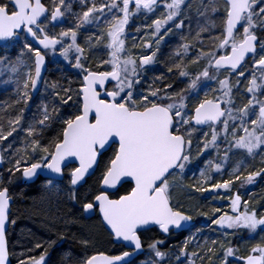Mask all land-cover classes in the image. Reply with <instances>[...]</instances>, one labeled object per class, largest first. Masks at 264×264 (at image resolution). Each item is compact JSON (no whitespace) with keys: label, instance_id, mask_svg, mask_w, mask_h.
Returning a JSON list of instances; mask_svg holds the SVG:
<instances>
[{"label":"snow or ice","instance_id":"1","mask_svg":"<svg viewBox=\"0 0 264 264\" xmlns=\"http://www.w3.org/2000/svg\"><path fill=\"white\" fill-rule=\"evenodd\" d=\"M78 6L80 11H74L72 0H0V49H18L14 56L0 55V77L7 76L2 83L14 86L11 102L0 108V164L5 165L0 171V264H12L14 255L7 236V225L16 223L10 220L8 185L41 174L48 191L79 206V217L98 215L108 243L119 249L100 250L93 238L73 233L81 250L66 253L63 264H136L135 257L145 251L142 233L154 231L164 238H150L149 259L139 264H166L171 259V249L162 250L166 238L192 227L190 210L174 202L177 189L187 192L189 200L193 193L215 199L224 190L230 201L229 211L197 212L220 230V237L200 243L196 237L202 229H196L174 253L177 264H196L197 259L201 264H264V210L232 191L236 182L251 185L264 177V0H79ZM161 6L164 11L144 25L150 32L139 43L133 37L129 48L131 18L141 13L150 18ZM66 20L71 26L56 31ZM90 26L97 31L79 43L81 30ZM175 31L182 42L169 57L166 73L149 78L161 41ZM136 48L142 51L134 53ZM48 51H58L78 79L65 78L66 86L43 79ZM94 51L105 55L96 59ZM173 78H184V87H174ZM42 79L47 95L26 118ZM205 81H215L218 88L200 98ZM197 131L200 137H194ZM221 138L227 144L222 155ZM213 149L217 158L205 160L194 182L185 183L194 159ZM234 149L252 160L260 155V167L241 159L223 179ZM97 170L95 186L81 192L86 177ZM245 231L249 240H259L238 255L230 237ZM193 244L198 250L189 251ZM46 256L47 249L18 264H46Z\"/></svg>","mask_w":264,"mask_h":264},{"label":"trees","instance_id":"2","mask_svg":"<svg viewBox=\"0 0 264 264\" xmlns=\"http://www.w3.org/2000/svg\"><path fill=\"white\" fill-rule=\"evenodd\" d=\"M44 2L46 3L47 0H44ZM72 2L73 10L80 11V8L78 6L79 0H72ZM193 2L195 3V0H193ZM163 11L164 9L161 6L157 9L155 15H151L150 18H146L143 13H141L139 16H134L131 18L129 25L126 28V44L129 48H131V45L133 43V37H136L135 42L139 43L140 38L144 37L146 32H150V30L146 29L144 25L150 24L151 20L155 19ZM71 23V20H66L56 29V31H59L60 27L67 28L71 26ZM138 27L140 28L139 32H137L136 30ZM192 28L193 30L196 29L195 16L192 21ZM96 31L97 28L95 26H90L86 30H81L78 36V42L83 44L86 37ZM183 32L184 34L188 33L187 21ZM180 35L181 33L179 31H175V34H169L166 40L161 42L160 52L158 53V61L153 66L154 71L148 74L149 78L154 75L166 73L167 67L171 63L169 57L174 54L179 44L182 42L180 40ZM204 39L205 44H207L208 41L206 35ZM141 51L142 50L140 48L133 49V52L137 54ZM193 51L194 50L189 51L188 58L192 56ZM16 52H18V49L8 51L7 53L4 49H0V55L9 54L14 56ZM91 55L94 58L98 59L100 56L105 55V53L103 51H94ZM46 59L47 73L45 79L47 81H59L61 84L66 86L67 80L65 78L72 79L74 81L78 79L75 75L76 70L72 69L69 66L68 62L59 55L58 51L56 54H52L51 51H48ZM223 78L224 77H221V79ZM4 79H7L6 75L0 77V108L4 106L5 101L11 102V99L14 97V86L3 84L2 81ZM232 79L233 83L235 84L236 77L233 76ZM171 82L175 83L176 78H173ZM244 83H246V81L241 83L240 88L244 87ZM146 87L147 85H145V88ZM213 88H218V84L215 81L203 82V84L201 85V90L199 91L200 98L203 97L204 92L210 91V89ZM45 95H47V93H45V85L43 83L40 93L36 97H33V100L30 101L29 107L25 112L26 118H31L32 113L36 111V104L39 103V101ZM11 114L15 115V112H12ZM205 129H207V127L204 128L203 131ZM198 132L201 133L200 131ZM20 135L23 136V133H21ZM108 154L110 155V152ZM260 159L261 156L259 155L255 160H253V162H246H250L253 168H259ZM199 161L200 166L202 160ZM4 167L5 165L2 164L0 171H3ZM19 175L20 174L17 173V176ZM98 176L99 170H97L94 175L86 180L87 183H85L84 186L80 189L81 192H84L89 187L95 186ZM227 178L228 177H224L223 179ZM64 183L66 184V181ZM45 185L46 180H42L40 178L29 184H24L22 179H17L12 184L8 185L10 194L13 197L10 220L14 219L16 221L14 225L10 223V227L7 232L9 249L10 252L14 253V255L10 256L12 264H18L19 259H27L28 256L39 257V255L42 254L45 249H47L46 264H63V257L66 253H78L81 250L80 245L76 242V240L71 239L73 233H75L76 236L83 235L93 238L97 242L100 250H119L113 249L112 245L108 243L107 234L99 222L98 215H94L91 219H84L82 217H79L78 205L74 208L72 204L66 200V197H64L63 194H57L55 192L48 191ZM127 187L128 185H125L124 188L120 189L121 194ZM242 188L245 189L244 186H241L239 182H236V185L233 187L232 191H238ZM246 190V195L242 196V198L250 200L252 202V206L264 210V177H258L257 180ZM219 192L220 194L227 193L224 190H219ZM220 197L221 195L213 199V195L209 194L208 198H201L200 200H198L199 202L196 200L193 201L198 203V207L205 211H208L213 207H222L224 211H229L227 196H223L225 199L224 203V199H222L223 204H216L215 200ZM73 216L78 217L77 223L65 224L64 221ZM196 229H202V231L197 234L196 237L197 241L200 243H203L204 238L214 239V237L216 238L220 236V230L217 229L215 225H211L209 220L205 226H202L197 222L194 223L191 227V230H188L186 233H184L186 235V238L196 233ZM61 233L66 234V237L64 239L60 238ZM183 235L177 236V234L172 233L166 238V243L165 246L162 247V250L167 251L171 249L169 253H171L172 255V257L170 256L171 259L169 261H166V264H172L173 260H175L174 253L178 252L179 248L183 245V242L186 239ZM248 235L249 234L245 231L242 233H238L235 237H230V239L233 240V244L238 246L239 248L238 255L245 254L246 248L249 245L258 242L259 240V236H256L255 239L249 240ZM260 235H264V232H261ZM152 237L161 239L164 238L158 233V231H154L152 233H142V240L145 242V251L142 256L135 259L136 264H139V262L142 260L149 259L147 253V243L150 242V238ZM173 237H175V239H173ZM50 241H55V244L49 246ZM36 243H41L43 247L39 249L35 248ZM29 249H32V251H29ZM192 250H198L195 249L194 244L189 246V251ZM21 253H23L24 255H21ZM146 255L148 259L145 258ZM181 259L184 260V257H181ZM185 264H187L186 260ZM196 264H201V261L197 259Z\"/></svg>","mask_w":264,"mask_h":264},{"label":"rangeland","instance_id":"3","mask_svg":"<svg viewBox=\"0 0 264 264\" xmlns=\"http://www.w3.org/2000/svg\"><path fill=\"white\" fill-rule=\"evenodd\" d=\"M167 37L168 36H166L163 41H165ZM163 41H161V42H163ZM194 67H193V71H196L197 68L196 67L194 68ZM221 77H224L223 74L220 76V78ZM183 79L184 78H176V82L174 83V87H176V88L184 87V84L180 83V80H183ZM241 90H243V88H241ZM217 95H219V93H217ZM236 98H237V102L240 103L241 102L240 100L242 98L239 96V94H237ZM204 131H209V130L207 128ZM201 135H202V133H199L197 131L194 134V137H200ZM194 144H195V139H194ZM226 147H227V144L223 141V138H221V142L219 144V152L221 153V155H222V153H223V151H224V149ZM233 152H235L236 154L235 155L230 154L231 159L225 165V174H223L222 178L228 177L227 176V173L231 171V168L233 166H235V163L237 161H239L241 159H245L246 161L253 162V160L251 158H247L246 157V154L242 150H235L234 149ZM193 155L195 156V151L193 152ZM216 158H217V150L213 149V150H210V153H205V155L202 156V157H200V159H198V160L194 159L192 165L190 166V169L191 170L188 172L187 176L185 177V183H192V182H194L193 179H192L193 178V175L198 176V168H202L204 166V163L203 162L205 160H207V159H214L215 160ZM256 158H257V156H256ZM199 160H202L200 166H199V163H200ZM217 177H218V179H220L221 178V175L220 174H217ZM243 186H244L245 189L242 188V189L238 190L239 193L241 194V196H245L246 195V191H247L246 189L249 186H251V185L244 184ZM234 192H236V191H234ZM209 194L210 193H204L203 195H201L200 193H193L192 194L193 195V199L189 200L188 199V193L187 192H185L183 190H180V189H177V190L174 191V202L179 201L181 204H183L185 206L186 209L190 210V213L193 215L194 223L197 222L198 224H200L202 226H205L208 223L209 220L207 219V217L197 215V212L199 210H201V209L198 207V205H197L198 203L194 202L193 200L198 201L201 198H208L209 197ZM220 195H221V197L228 196L227 193H223V194H220ZM212 201H213V199H212ZM215 201H216V204L217 205H220V204H223L225 202V199H224L223 203H222V199L221 198H218ZM227 204H228V207H229L230 201L228 199H227ZM183 236H184V238H186V235L185 234ZM219 237H216V238L214 237V239H217ZM173 239H175V237H173ZM169 256L172 257L171 253H169ZM145 258L148 259L147 255L145 256ZM172 264H177L176 260H173V263ZM215 264H219V262L216 261Z\"/></svg>","mask_w":264,"mask_h":264},{"label":"water","instance_id":"4","mask_svg":"<svg viewBox=\"0 0 264 264\" xmlns=\"http://www.w3.org/2000/svg\"><path fill=\"white\" fill-rule=\"evenodd\" d=\"M46 73H47V60H46V64H45V67H44V69H43V71H42V76H43V79H45V76H46ZM43 79H42V81H41V84L38 86V90L35 92V93H33V97H36L39 93H40V91H41V88H42V85H43ZM206 128V127H205ZM2 167V164H0V168ZM92 176V175H91ZM91 176H88V177H86V180L88 179V178H90ZM45 174H41L40 176H39V178L40 179H42V180H45ZM38 178H35L34 180H32V181H25V180H23V183L24 184H29V183H33L34 181H36ZM12 204H13V200L11 201V206H12ZM11 206H10V212H11ZM94 216V215H93ZM92 216V217H93ZM91 217V218H92ZM91 218H89V219H91ZM193 224H194V222H193V220L191 221V225L193 226ZM9 227H10V223L7 225V232H8V230H9ZM188 230H180V231H176V232H174L175 234H177V235H183L184 233H186ZM144 254V252L143 253H141V254H139V255H137L136 257H135V259H137V258H139L140 256H142Z\"/></svg>","mask_w":264,"mask_h":264}]
</instances>
